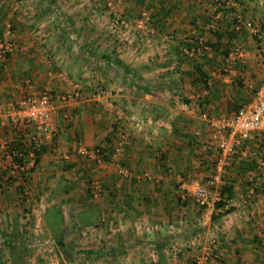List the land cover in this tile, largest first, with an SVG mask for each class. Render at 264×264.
Wrapping results in <instances>:
<instances>
[{"label":"crops","instance_id":"obj_1","mask_svg":"<svg viewBox=\"0 0 264 264\" xmlns=\"http://www.w3.org/2000/svg\"><path fill=\"white\" fill-rule=\"evenodd\" d=\"M104 1L0 0V43H12L0 60V107L44 88L54 105L52 136L29 173L46 201L39 216L13 207L21 200L13 186L0 188V264H13L14 229L48 234L43 214L52 202L72 231L63 241L73 242V260L48 251V234L24 264H47L46 251L53 264H192L205 246L213 248L208 264H264V120L224 174L232 211L212 221L215 210L192 195L212 173V122L231 118L259 86L264 0H122L130 26L117 31ZM139 8L149 14L144 26ZM238 17L257 35L236 29ZM193 40L214 48L185 53ZM234 44L243 55L228 64L223 51ZM95 147L99 162L79 152ZM119 164L128 177L117 174ZM29 215L34 223L24 221ZM95 216L99 222L86 223Z\"/></svg>","mask_w":264,"mask_h":264},{"label":"built area","instance_id":"obj_2","mask_svg":"<svg viewBox=\"0 0 264 264\" xmlns=\"http://www.w3.org/2000/svg\"><path fill=\"white\" fill-rule=\"evenodd\" d=\"M120 0H107L106 9L110 15V25L113 27L120 26L126 22L122 21L121 10L119 7ZM149 22L148 17L140 18V25L144 26ZM142 23V24H141ZM244 26L251 30L253 34L259 32L258 27L250 20L241 21L238 17L236 29ZM147 26V30L153 34V26L151 23ZM199 43L202 44V41ZM206 48V46H203ZM12 49L10 41L0 43V60L6 59L5 54ZM184 52L193 54V50L184 49ZM243 55V49L238 44H234L229 48L226 63L233 64ZM67 96L62 99L66 100ZM54 113V105L51 99V93L48 88L40 91H31L21 103L8 104L0 107V126L3 127L7 123L12 124H29L33 127L34 133L32 139L35 144H42L47 142L52 136V117ZM206 113L202 114L205 117ZM264 120V69L259 86L254 93L252 99L240 106L236 113L223 121L212 122L214 127L215 137L214 144L216 150V157L212 169L211 176L207 178L204 184L197 185L192 190V195L195 202L202 207H214V202L219 199L220 188L225 184L223 179L224 174L228 171L232 162L234 161L235 154L239 151L241 144L252 138L253 133L262 127ZM4 146V144H3ZM80 154H83L90 160L99 162L103 158V153L99 147L93 149L80 148ZM8 158V156H6ZM34 154L30 151L25 157L23 163H14L11 172L16 179L15 183L21 182L24 173L29 167H33ZM117 174L121 177L129 176V169L123 165H117ZM94 192H99V184L94 182L91 185ZM209 188H213L212 191ZM28 194V191H25ZM28 217H26V220ZM212 246H205L201 249L200 253L194 257L192 264H208L209 258L212 256Z\"/></svg>","mask_w":264,"mask_h":264},{"label":"trees","instance_id":"obj_3","mask_svg":"<svg viewBox=\"0 0 264 264\" xmlns=\"http://www.w3.org/2000/svg\"><path fill=\"white\" fill-rule=\"evenodd\" d=\"M238 20L236 21V24ZM193 45L188 46L189 49L195 50L200 47V49L205 53L207 48H211L212 43L210 42H203L202 44L199 43L197 40H193ZM203 46H206L204 48ZM224 47H228L226 43L222 45ZM214 48V47H213ZM188 49V50H189ZM229 49L226 48L223 51V56L226 60L227 54ZM9 53L5 54L7 58ZM197 74L200 79L206 81V73L203 69L197 66ZM12 135H10L7 141L4 143V149L0 151V161L4 165L0 167V188L3 186H13L16 190L19 198L21 201H25L27 198V194L25 191H28L29 187V173L33 170L35 165L40 161V148L41 146L45 145L46 143L42 144H35L32 139V135L34 133V129L29 124L21 123V124H14L12 129ZM30 151H33L34 154V166L29 167L24 176L19 183H15L16 177L11 174V172H15V169H12L14 163H23L25 157L28 155ZM102 152V149L100 148ZM8 156V158L6 157ZM104 156V155H103ZM216 155H213V165ZM103 159V158H102ZM29 192V191H28ZM90 193V190L88 189ZM220 197L218 200L214 202L213 209L215 210L214 213L211 214V220L214 221L226 213L232 211L233 207L230 205L229 201L233 196L232 187L227 185L226 183L220 188L219 190ZM51 202V199H49ZM29 209H23L24 213H27ZM60 209L55 202L49 203L48 207L46 208L43 219L45 224L48 227V234L50 238L54 241V252L56 254L68 261L73 260L74 253V245L73 242L65 243L63 240L64 238L72 231L64 232V228L61 226V217H60ZM99 217L95 216L86 222L87 224H94V222H99ZM9 245L8 246V253L12 259L13 264H24V261L27 257L32 254L33 246L30 243L29 239L27 238V232L25 230L16 231L15 229L11 231L7 235ZM7 241V242H8ZM86 252L85 249L82 250V253Z\"/></svg>","mask_w":264,"mask_h":264},{"label":"rangeland","instance_id":"obj_4","mask_svg":"<svg viewBox=\"0 0 264 264\" xmlns=\"http://www.w3.org/2000/svg\"><path fill=\"white\" fill-rule=\"evenodd\" d=\"M107 0H105L104 2H106ZM181 1V0H180ZM119 7H120V10L122 9L121 7H122V0H120L119 1ZM139 10V15H140V17H148L149 18V14L146 12V10L145 9H143V10H140V8L138 9ZM121 15L123 16V12H122V10H121ZM138 15V16H139ZM124 22H126L127 23V21L126 20H124ZM136 23H138V21H136ZM151 23V22H150ZM127 26L125 27V24H123L122 25V27H125V29L127 30L128 28H129V24L127 23L126 24ZM136 25V24H135ZM121 26V25H120ZM118 27V26H117ZM117 27H113L112 25H110V29L113 31H117L116 30V28ZM122 42H124V41H122ZM125 42H126V40H125ZM239 45V44H238ZM241 48H242V46H240ZM13 127H14V124H12V123H7L5 126H3V128H2V130H4L5 131V129H7L8 131H6L5 133H7V134H5L3 131H1V138H2V141H4V143L7 141V139L5 138L7 135H8V133H10L11 135H12V129H13ZM5 134V135H4ZM9 136H7V138H8ZM1 142V141H0ZM33 188L34 187H32V186H29L28 187V194H27V198H26V200L23 202V201H18V200H13V207L14 208H16V209H26L27 207H28V209H36L37 211L35 212L37 215H38V213H40V210L43 208V206H44V204H45V199H43V200H41V199H39L37 196H38V194H36V192L35 191H33ZM209 190L210 191H212L213 190V188H209ZM22 204V205H21ZM26 207V208H25ZM26 215V214H25ZM36 215V216H37ZM36 216H33V218H31L30 217V215L28 216V219H29V221L28 220H24V221H26V222H32V223H34L32 220H34V218H36ZM39 216V215H38ZM24 217V219H26V217L25 216H23ZM25 223V222H24ZM48 234H45V235H40V234H38V235H35V233H32V231L31 232H27V238L29 239V241H30V243L31 244H33V245H35L36 244V241H38L39 243L41 242V243H43L40 239L42 238V240H44V241H49L50 240V238L48 239ZM46 247H50V248H52V246L51 245H49V244H47L46 245ZM84 249V248H83ZM34 251H36V249H33V252L32 253H35ZM50 253L52 252L53 253V248L52 249H50V250H48ZM48 251H46L45 252V254H44V256L43 257H45V259L47 258V264H53V262L55 263V260H54V257H52V258H50L51 256H49V254H48ZM77 251H79V250H77ZM40 254V253H39ZM46 254H48V255H46ZM77 254V253H76ZM47 256V257H46ZM77 264H84V263H81V262H78Z\"/></svg>","mask_w":264,"mask_h":264}]
</instances>
